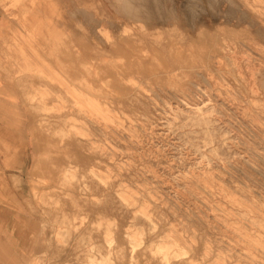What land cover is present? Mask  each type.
<instances>
[{
  "label": "rangeland",
  "instance_id": "obj_1",
  "mask_svg": "<svg viewBox=\"0 0 264 264\" xmlns=\"http://www.w3.org/2000/svg\"><path fill=\"white\" fill-rule=\"evenodd\" d=\"M150 1L0 0V264H264V0Z\"/></svg>",
  "mask_w": 264,
  "mask_h": 264
},
{
  "label": "clouds",
  "instance_id": "obj_2",
  "mask_svg": "<svg viewBox=\"0 0 264 264\" xmlns=\"http://www.w3.org/2000/svg\"><path fill=\"white\" fill-rule=\"evenodd\" d=\"M221 2V0H215L216 6ZM213 8L208 9L209 11ZM155 6L150 0H127V7L116 11V14L123 20L134 23V24H148L151 23V16ZM170 24H176L181 27L184 26V19L181 17H170ZM193 32L196 31L195 28L192 29ZM34 264H41L40 261L34 262Z\"/></svg>",
  "mask_w": 264,
  "mask_h": 264
},
{
  "label": "bare ground",
  "instance_id": "obj_3",
  "mask_svg": "<svg viewBox=\"0 0 264 264\" xmlns=\"http://www.w3.org/2000/svg\"><path fill=\"white\" fill-rule=\"evenodd\" d=\"M118 1V0H117ZM163 1V0H162ZM171 1V0H170ZM224 1V0H223ZM238 1V0H237ZM124 2V1H123ZM151 2V1H150ZM153 2V1H152ZM157 3H158V1H156ZM119 4V3H118ZM173 4V3H172ZM195 4V3H194ZM213 4V3H212ZM125 5V4H124ZM114 6V5H113ZM155 6H156V4H155ZM159 6V5H158ZM214 6V5H213ZM173 7V6H172ZM209 7V6H208ZM157 8V7H156ZM193 8H195V7H193ZM197 8V7H196ZM201 8V7H200ZM221 8V7H220ZM245 8V7H244ZM190 9V8H189ZM199 9V8H198ZM206 9V8H205ZM209 9V8H208ZM229 9V8H228ZM74 10V9H73ZM117 10V9H116ZM217 9H215V11H216ZM230 10V9H229ZM68 11V10H67ZM181 11V10H180ZM186 11V10H185ZM73 13V12H72ZM176 13V12H175ZM192 13V12H191ZM209 13H211V12H209ZM213 13H214V11H213ZM89 14V13H88ZM162 14V13H161ZM201 14V13H200ZM208 14V13H207ZM245 14V13H244ZM74 15H76V14H74ZM154 14H152V16H153ZM201 15H203V14H201ZM73 16V15H72ZM167 16V15H166ZM180 16V15H179ZM207 16H209V15H207ZM177 17V16H176ZM243 17V16H242ZM254 17V16H253ZM154 18V17H153ZM183 18V17H182ZM245 18V17H244ZM71 19H72V17H71ZM82 19H83V16H82ZM168 19V18H167ZM220 19V18H219ZM76 20V19H75ZM86 20V19H85ZM213 20V19H212ZM230 20V19H229ZM244 21H245V19H244ZM162 22V21H161ZM193 22V21H192ZM258 22V21H257ZM159 23V22H158ZM214 23V22H213ZM152 24V23H151ZM257 24V23H256ZM192 25V24H191ZM190 25V26H191ZM196 25V24H195ZM238 25H239V23H238ZM264 25V24H263ZM236 26V25H235ZM257 26V25H256ZM91 27V26H90ZM196 27V26H195ZM140 28V27H139ZM192 28H193V26H192ZM260 28V27H259ZM121 30V29H120ZM77 32H79V31H77ZM119 32V31H118ZM261 32V31H260ZM263 32H264V30H263ZM256 34V33H255ZM263 38V37H262ZM101 39V38H100ZM262 40V39H261ZM98 41V40H97ZM105 42V41H104ZM257 73V72H256ZM76 89V88H75ZM72 95V94H71ZM66 118V117H65ZM88 118V117H87ZM67 120V119H66ZM62 122V121H61ZM65 123V122H64ZM63 126H64V124H63ZM119 126V125H118ZM122 130V129H121ZM54 137V136H53ZM80 143V142H79ZM77 145H79V144H77ZM80 148V147H79ZM88 148V147H87ZM73 150V149H72ZM67 153V152H66ZM72 153V152H71ZM69 154V153H68ZM67 154H65V156H66ZM64 156V157H65ZM69 156V155H68ZM67 156V157H68ZM70 159H71V157H70ZM68 162H69V160H68ZM67 163V162H66ZM68 165V164H67ZM61 166H62V163L61 162H58V163H56V162H53L52 163V165H51V168H50V170H49V173H48V175H47V177H46V179H48V180H55V179H57V177L58 176H60L62 173H63V170H62V168H61ZM68 166H70V165H68ZM67 166V167H68ZM65 169V168H64ZM67 170V169H66ZM47 173V172H46ZM45 174V173H44ZM46 175V174H45ZM64 175V174H63ZM65 176V175H64ZM39 179V178H38ZM43 179V178H42ZM64 179V178H63ZM210 179V178H209ZM39 180H41V178L39 179ZM41 181H43V180H41ZM62 181V180H61ZM43 187V186H42ZM53 189V188H52ZM58 189V188H57ZM48 190V189H47ZM50 194V193H49ZM53 194V193H52ZM182 248V247H181Z\"/></svg>",
  "mask_w": 264,
  "mask_h": 264
},
{
  "label": "crops",
  "instance_id": "obj_4",
  "mask_svg": "<svg viewBox=\"0 0 264 264\" xmlns=\"http://www.w3.org/2000/svg\"><path fill=\"white\" fill-rule=\"evenodd\" d=\"M4 87H7V85H3V84H2V81L0 80V89H1V88H4ZM10 134L15 135L16 133H15V132H14V133L10 132Z\"/></svg>",
  "mask_w": 264,
  "mask_h": 264
}]
</instances>
